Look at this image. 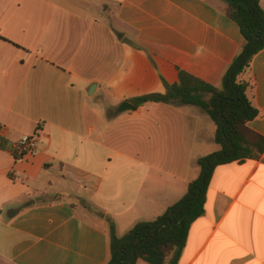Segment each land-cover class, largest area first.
I'll list each match as a JSON object with an SVG mask.
<instances>
[{"label": "crops", "instance_id": "crops-1", "mask_svg": "<svg viewBox=\"0 0 264 264\" xmlns=\"http://www.w3.org/2000/svg\"><path fill=\"white\" fill-rule=\"evenodd\" d=\"M224 6L0 0V264H106L109 224L121 238L185 195L215 126L199 132L192 106L117 108L164 95L178 70L218 87L243 41ZM240 80L264 137V50ZM32 135L35 154L16 159ZM176 264H264V154L215 168Z\"/></svg>", "mask_w": 264, "mask_h": 264}, {"label": "trees", "instance_id": "trees-1", "mask_svg": "<svg viewBox=\"0 0 264 264\" xmlns=\"http://www.w3.org/2000/svg\"><path fill=\"white\" fill-rule=\"evenodd\" d=\"M223 12L234 22L243 39L238 53L223 73L218 87L178 70V81L165 85L164 95L132 99L136 105L192 106L209 117L215 126L214 142L219 150L197 160L198 177L185 195L154 220L135 225L117 238L109 224V260L106 264H176L190 225L204 212L206 191L216 167L258 160L264 154V137L247 128L258 111L247 96L250 84L240 80L255 55L264 50V11L259 0H222ZM137 48V47H135Z\"/></svg>", "mask_w": 264, "mask_h": 264}, {"label": "rangeland", "instance_id": "rangeland-1", "mask_svg": "<svg viewBox=\"0 0 264 264\" xmlns=\"http://www.w3.org/2000/svg\"><path fill=\"white\" fill-rule=\"evenodd\" d=\"M195 110V109H194ZM199 132L211 134V132L214 130V125L212 121L204 114H200V127ZM212 146V149H211ZM214 147V150H213ZM217 151L216 144H210L206 141L200 140L199 142H195L194 144V153L198 154L201 157L210 155ZM197 164V163H196ZM199 166L193 165L190 169L189 178L190 180H195L199 175ZM116 236V235H115Z\"/></svg>", "mask_w": 264, "mask_h": 264}, {"label": "built area", "instance_id": "built-area-1", "mask_svg": "<svg viewBox=\"0 0 264 264\" xmlns=\"http://www.w3.org/2000/svg\"><path fill=\"white\" fill-rule=\"evenodd\" d=\"M37 142L35 135L23 136L10 145L9 152L20 160L32 157L36 152Z\"/></svg>", "mask_w": 264, "mask_h": 264}, {"label": "water", "instance_id": "water-1", "mask_svg": "<svg viewBox=\"0 0 264 264\" xmlns=\"http://www.w3.org/2000/svg\"><path fill=\"white\" fill-rule=\"evenodd\" d=\"M94 89H95V85H92L90 88V94L93 92ZM135 109H136L135 105H133L127 101H124L119 105V107L117 108V111L122 113L125 111H134Z\"/></svg>", "mask_w": 264, "mask_h": 264}]
</instances>
